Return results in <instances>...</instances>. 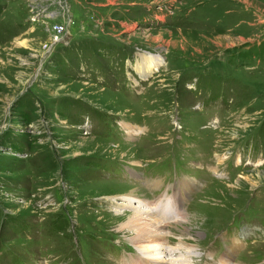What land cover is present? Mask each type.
Wrapping results in <instances>:
<instances>
[{"label": "rangeland", "instance_id": "obj_1", "mask_svg": "<svg viewBox=\"0 0 264 264\" xmlns=\"http://www.w3.org/2000/svg\"><path fill=\"white\" fill-rule=\"evenodd\" d=\"M261 42L264 0H0V264L135 261L132 212L107 199L163 184L189 192L163 222L173 256L264 264Z\"/></svg>", "mask_w": 264, "mask_h": 264}, {"label": "bare ground", "instance_id": "obj_2", "mask_svg": "<svg viewBox=\"0 0 264 264\" xmlns=\"http://www.w3.org/2000/svg\"><path fill=\"white\" fill-rule=\"evenodd\" d=\"M139 59V63H137L136 61L137 65L134 72L141 80L146 78L148 79L149 77H151V75H154V71L156 70V73L159 70V68L161 67L160 65L163 61L160 56L151 54L141 55L140 57L138 56V60ZM158 66L160 67L157 68ZM124 125L123 127L125 129L131 128L130 130H126L127 134L133 131L134 126H131L126 122H124ZM134 132L139 133V130L136 129ZM222 159V157H216L217 162H221ZM220 162L217 163V166L220 165ZM255 173L257 174L258 179L260 178V176H263V173ZM128 194L124 195L125 198H123V200L120 196L119 199L121 200L117 199L118 197L111 198L113 200V203L116 205V209L125 208L126 211L132 212L131 215L125 218L126 222L124 226H122V230L124 228L133 231L131 240L134 243H131L133 244L136 252L138 251L137 253L142 254L140 257L138 256L139 258L137 257V260L130 262L128 261L124 264H189L187 262V259L183 256H173L171 252H168L167 241L165 242L170 231L164 232L165 227H163V222L165 224H180L185 222V214L179 209V207L176 208L175 206L177 197H175L174 195L171 196L167 193H163L166 195V197L164 196V198L162 199L163 194H161L155 202L149 203L146 200L139 199V197H130L131 194ZM119 201H123L124 204L120 206L118 204ZM167 204L169 205L167 206ZM129 208H131V210ZM166 228L168 227L166 226ZM190 253L191 250H187V254ZM219 264L237 263H230L228 259H220Z\"/></svg>", "mask_w": 264, "mask_h": 264}, {"label": "trees", "instance_id": "obj_3", "mask_svg": "<svg viewBox=\"0 0 264 264\" xmlns=\"http://www.w3.org/2000/svg\"><path fill=\"white\" fill-rule=\"evenodd\" d=\"M243 56H247V54H244ZM117 97L120 98L119 94L117 95ZM69 100H64V104L69 108V110H71L74 105H79L82 110L86 109L85 106H83L84 104H83V102H81V100L79 102L77 100H70V101ZM40 110H45V109H44V107L43 108L41 107ZM42 115H43V112H42Z\"/></svg>", "mask_w": 264, "mask_h": 264}, {"label": "built area", "instance_id": "obj_4", "mask_svg": "<svg viewBox=\"0 0 264 264\" xmlns=\"http://www.w3.org/2000/svg\"><path fill=\"white\" fill-rule=\"evenodd\" d=\"M59 39H61V37L58 38V41L57 42H59Z\"/></svg>", "mask_w": 264, "mask_h": 264}]
</instances>
